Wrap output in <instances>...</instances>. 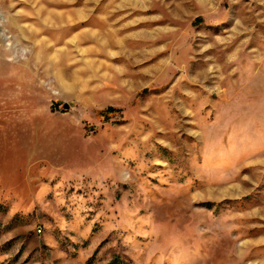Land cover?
Returning a JSON list of instances; mask_svg holds the SVG:
<instances>
[{"label":"rangeland","instance_id":"obj_1","mask_svg":"<svg viewBox=\"0 0 264 264\" xmlns=\"http://www.w3.org/2000/svg\"><path fill=\"white\" fill-rule=\"evenodd\" d=\"M0 264H264V0H0Z\"/></svg>","mask_w":264,"mask_h":264},{"label":"trees","instance_id":"obj_2","mask_svg":"<svg viewBox=\"0 0 264 264\" xmlns=\"http://www.w3.org/2000/svg\"><path fill=\"white\" fill-rule=\"evenodd\" d=\"M118 112H120V111L117 110V109H114V108H108L107 110L101 112V115H102L103 117H105L106 119H108L109 116H110L111 114L118 113Z\"/></svg>","mask_w":264,"mask_h":264},{"label":"water","instance_id":"obj_3","mask_svg":"<svg viewBox=\"0 0 264 264\" xmlns=\"http://www.w3.org/2000/svg\"><path fill=\"white\" fill-rule=\"evenodd\" d=\"M64 107H65V109L67 110V109L69 108V105L66 104Z\"/></svg>","mask_w":264,"mask_h":264}]
</instances>
